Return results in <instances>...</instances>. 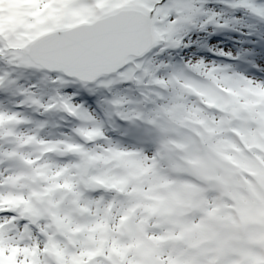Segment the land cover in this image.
<instances>
[{
  "label": "snow or ice",
  "instance_id": "6c2138e0",
  "mask_svg": "<svg viewBox=\"0 0 264 264\" xmlns=\"http://www.w3.org/2000/svg\"><path fill=\"white\" fill-rule=\"evenodd\" d=\"M236 25L264 0H0V264H264V57L207 44Z\"/></svg>",
  "mask_w": 264,
  "mask_h": 264
},
{
  "label": "trees",
  "instance_id": "16d2710c",
  "mask_svg": "<svg viewBox=\"0 0 264 264\" xmlns=\"http://www.w3.org/2000/svg\"><path fill=\"white\" fill-rule=\"evenodd\" d=\"M234 34L235 33L232 30L218 32L215 35L208 37L209 39L207 38V42H214L210 46L215 45V42L220 43L221 46H224L225 44L227 46L237 45L243 47V51H247L250 54L255 52L257 53L255 56L264 57V29L257 31L258 35L254 39L251 37H242V39L238 41V38H234ZM200 53H202V50H200ZM249 59L252 60L253 57L250 55Z\"/></svg>",
  "mask_w": 264,
  "mask_h": 264
},
{
  "label": "rangeland",
  "instance_id": "374dc122",
  "mask_svg": "<svg viewBox=\"0 0 264 264\" xmlns=\"http://www.w3.org/2000/svg\"><path fill=\"white\" fill-rule=\"evenodd\" d=\"M235 27L238 30H232V31H234V33H235L234 34V38H238L239 39L238 41H240L242 39V37H245V38L251 37V38L254 39L258 35L257 31L251 25H249L248 27H243L241 25H236ZM212 43H214V42H207L208 45H211ZM215 46L222 47L225 51L232 50L233 55H236L239 52L243 51V47H239L237 45H233V46H229L228 45L227 46L225 44L224 46H221L220 43L215 42ZM201 50H202L201 54L205 55L206 57H212V53L207 52L206 49H201ZM255 54H257V53L253 52L251 54V56L253 57L252 60H258V59L261 58V57L255 56ZM212 58L217 59V60H223L224 59L223 57H212ZM228 62L229 63H233L234 65H239L237 67V70H240V71L244 70L247 67L246 65L240 64L239 62H235V61H228ZM248 71L254 72L255 69H250L249 68Z\"/></svg>",
  "mask_w": 264,
  "mask_h": 264
}]
</instances>
